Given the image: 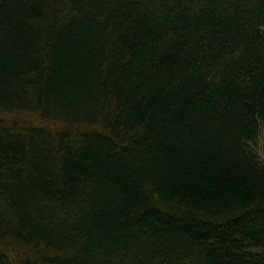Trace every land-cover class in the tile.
Masks as SVG:
<instances>
[{
  "label": "trees",
  "instance_id": "trees-1",
  "mask_svg": "<svg viewBox=\"0 0 264 264\" xmlns=\"http://www.w3.org/2000/svg\"><path fill=\"white\" fill-rule=\"evenodd\" d=\"M264 0H0V264H264Z\"/></svg>",
  "mask_w": 264,
  "mask_h": 264
},
{
  "label": "rangeland",
  "instance_id": "rangeland-1",
  "mask_svg": "<svg viewBox=\"0 0 264 264\" xmlns=\"http://www.w3.org/2000/svg\"><path fill=\"white\" fill-rule=\"evenodd\" d=\"M252 148L264 160V137L262 135L256 143L252 144Z\"/></svg>",
  "mask_w": 264,
  "mask_h": 264
}]
</instances>
